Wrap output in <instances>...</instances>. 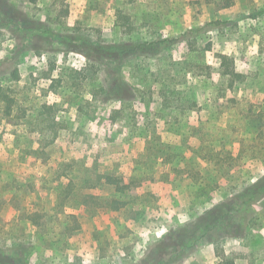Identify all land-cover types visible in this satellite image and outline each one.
I'll use <instances>...</instances> for the list:
<instances>
[{
  "label": "rangeland",
  "instance_id": "374dc122",
  "mask_svg": "<svg viewBox=\"0 0 264 264\" xmlns=\"http://www.w3.org/2000/svg\"><path fill=\"white\" fill-rule=\"evenodd\" d=\"M233 135L264 147V0H0V264H264V200L210 230L196 196Z\"/></svg>",
  "mask_w": 264,
  "mask_h": 264
},
{
  "label": "trees",
  "instance_id": "16d2710c",
  "mask_svg": "<svg viewBox=\"0 0 264 264\" xmlns=\"http://www.w3.org/2000/svg\"><path fill=\"white\" fill-rule=\"evenodd\" d=\"M125 46L127 45H112L107 46V48L120 49V55H125L128 52L125 50ZM101 49H106V47H99V53ZM139 49L140 53L142 49L141 45L131 51L137 52ZM219 58L220 65L218 71L221 78L225 81V96L229 100L234 101L235 99L233 97L230 98L229 96L235 92L236 85L243 82L244 75L237 72L228 56L221 54ZM197 142L198 139L196 138V143ZM241 145H243L242 149L239 148ZM260 147L252 139L243 140L233 135L225 141L223 158L216 159L218 154L216 153L214 145H208L210 163L207 167V171L211 174V179H204V184L199 187L196 196L203 199L204 204L208 206L202 216L204 217L205 214L213 215L210 217L211 225L208 227L210 230L217 228L223 221L227 222L232 219L235 210L248 209L264 200V172L255 179H243V177L240 176L246 167L244 162L245 156L250 155L253 156L254 159L261 161L264 147ZM260 168L264 170V164H262ZM184 173L193 176L195 171L189 170ZM196 174L201 175L203 173L200 170H197ZM104 175L103 179L99 180L100 188H113L116 193L120 194V197L114 196L113 198L103 200L104 202L102 204L105 205L107 210L111 211L112 214L116 216L117 213L125 210L129 204L128 201L122 199L123 196L127 194H136L137 183L141 180H126L108 173ZM87 183L91 184L89 181H86V184ZM95 188L97 189L98 187ZM77 192L72 191L74 196H76ZM63 195H65V192H63ZM45 216L46 215H43L36 210L34 214L30 215V223L40 226L43 224V221L41 222L40 220ZM228 264L234 263L230 262Z\"/></svg>",
  "mask_w": 264,
  "mask_h": 264
}]
</instances>
